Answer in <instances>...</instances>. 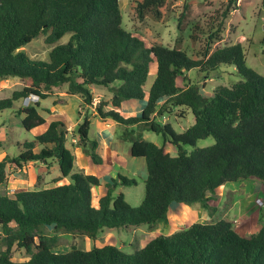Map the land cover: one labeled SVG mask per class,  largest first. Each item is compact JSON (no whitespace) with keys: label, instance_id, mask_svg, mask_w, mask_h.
I'll return each instance as SVG.
<instances>
[{"label":"trees","instance_id":"1","mask_svg":"<svg viewBox=\"0 0 264 264\" xmlns=\"http://www.w3.org/2000/svg\"><path fill=\"white\" fill-rule=\"evenodd\" d=\"M165 1L134 0L131 7L139 19L145 14L158 18ZM121 20L118 0H0V79L30 80L29 85L0 98V112L33 98L16 109L22 127L32 131L46 122L40 102L51 96L53 88L66 85V93L79 95L85 106L92 105L91 86L111 88L110 99L95 106L94 116L123 125L126 138L135 131L128 128H136L129 153L143 158L146 170L138 206H130L122 192L113 194L119 183H136L119 173V183L111 178L93 204L92 190L101 185L100 179L81 169L73 171L74 145H66V126L51 120L41 133L16 143L17 155L0 159V184L8 167L20 170L28 162L50 160L68 182L57 179L48 188L0 194V264H264V224L255 234L242 237L227 218L159 235L133 253L109 244L53 251L59 241L46 233V226L91 240L104 227L145 224L152 231L159 223H167L168 210L176 204L197 203L212 215L216 210L213 194L225 183L255 179L264 186V76L246 65L243 45L212 50L211 45L220 40L217 27L208 36V47L193 58L178 45L148 44L125 31ZM66 34L67 42L51 47L48 61L19 50L39 35L52 45ZM221 65L232 66L241 79L231 86H217L211 96L202 95L194 84H176L183 71L196 68L207 74ZM151 73L154 78L147 86ZM130 100H145L138 116L119 112ZM181 108L189 109L194 121L180 133L170 123L155 120L156 115ZM90 124L91 117L81 115L74 131L76 146L99 165L102 158L96 151L97 139L89 136ZM143 131L160 134L163 145L144 139ZM209 136L214 139L212 145L196 146ZM165 143L175 147L177 154L165 151ZM13 247L23 249L28 259L13 261Z\"/></svg>","mask_w":264,"mask_h":264},{"label":"rangeland","instance_id":"2","mask_svg":"<svg viewBox=\"0 0 264 264\" xmlns=\"http://www.w3.org/2000/svg\"><path fill=\"white\" fill-rule=\"evenodd\" d=\"M134 0H118L122 28L136 36H139L148 44H160L166 47L178 45L180 48L193 58H199L200 54L208 47V36L218 27L221 29L220 40L211 45V49L218 46L240 43L245 49L246 65L257 73L264 76V6L262 0H166L160 10L158 18L152 14H145L142 19L134 15L131 4ZM183 14V15H182ZM225 16V17H224ZM195 25L198 30H195ZM195 30V40L190 37ZM69 35H64L52 45L46 44L44 35H39L31 42L19 48L29 57L35 60L48 61V53L51 47L67 42ZM154 74H149L147 86L152 82ZM241 78L232 66L221 65L216 71L207 74L199 72L193 68L183 71L182 75L176 80L179 87L188 83L198 87L199 92L205 96H211L217 86H231ZM29 79H19L8 77L0 79V98L9 97L14 90H20L23 86L29 85ZM113 86H116L114 84ZM92 91V105L85 106L79 95H69L66 93V85L52 89L51 96L41 100V115L49 121L52 119H64L67 129L66 145H74L77 148V137L75 136V119L87 114L92 117L96 114L95 106L101 101H108L111 97V88L98 85L90 87ZM22 100L15 102L13 108L0 112V159L5 154L11 156L18 154L17 142L31 139L35 133H41L44 128H37L36 131H26L21 125V116L16 109L22 105ZM145 106V100H130L123 104L121 111L123 115L138 116ZM80 112V115L77 112ZM97 120L91 119L89 136L96 138L98 135ZM155 120L161 124L170 123L175 132H182L190 126L194 119L189 109H174L171 113H164L163 116H155ZM112 129L114 146L119 149V156L115 162L116 173L108 172V164L95 165L90 161L87 163L89 174L97 175L102 186L109 183L107 179L117 180V173L128 179H134L135 184L125 186L117 185L114 195L122 192L125 201L132 207L138 206L144 195L145 167L143 158L130 156V141L135 139V135L126 138L123 135L124 126L116 123ZM35 131V132H33ZM131 134V133H130ZM144 139L153 142L157 146L163 145V137L151 131L142 132ZM214 143V139L209 136L197 141V147H206ZM168 150L170 155L177 154L175 147L170 145ZM167 149L166 146H164ZM190 151L191 147H186ZM75 154V153H74ZM83 154V153H82ZM84 155V154H83ZM81 154L75 155L73 171L84 164V157ZM85 156V155H84ZM86 157V156H85ZM87 158V157H86ZM88 159V158H87ZM89 160V159H88ZM84 171V170H83ZM6 180L0 184V194L12 195L20 190H32L48 188L54 185V180L61 179L58 166L54 161L46 163L28 162L20 170L8 167L6 170ZM68 178H62L59 180ZM209 195V193H207ZM216 207L215 212L208 216V212L199 211L191 213H180L172 207L170 210V224L156 225L150 231L145 224L137 226L107 228L100 230L97 238L91 240L87 237L61 234L46 226L45 231L51 236L57 237L59 245L53 251L64 253L72 246L89 250L93 247H100L105 244L113 245L125 253H133L142 248L150 240L159 235H165L174 227L175 231L184 228L190 223L210 222L221 218H227L232 222L234 230L242 237H249L255 234L264 224V186L255 179L225 183L216 189L213 194ZM95 199V198H93ZM93 200V204H95ZM189 206L195 208L197 203ZM184 208V207H183ZM200 208V207H199ZM179 216L178 218L176 216ZM180 219V223L179 222ZM174 231V230H173ZM168 235V234H167ZM13 261H23L28 259V255L23 249L12 248L10 252Z\"/></svg>","mask_w":264,"mask_h":264},{"label":"crops","instance_id":"3","mask_svg":"<svg viewBox=\"0 0 264 264\" xmlns=\"http://www.w3.org/2000/svg\"><path fill=\"white\" fill-rule=\"evenodd\" d=\"M41 103V102H40ZM122 108V107H121ZM121 108L119 109V112L122 114V111H121ZM80 116H78L76 119H75V121H74V123H75V126L74 127H76V125H77V123L80 121ZM92 118H95V119H98L97 120V126H98V135H97V137H96V139H97V141H98V146H97V149H96V151H97V153L100 155V157L102 158V163L101 164H99V166L100 165H104V164H108V172H110L111 174L112 173H116V171H115V162H116V160H117V158H118V156H119V154H118V152H119V149H117L116 148V146H114V138H115V136H114V134H113V131H112V129L113 128H115L116 127V122H114V121H111V120H106V121H102V120H100L99 118H97V117H95V116H92L91 117V119ZM46 120V119H45ZM52 120H60V119H58V118H56V119H52ZM51 120H49V121H47L46 120V122H45V124L44 125H42V126H40L41 128H46V125L50 122ZM60 121H65L64 119H62V120H60ZM66 124V123H65ZM37 128H39V127H37ZM37 128H35L34 130L36 131V129ZM135 130L136 131V128L133 126V127H129L128 128V130ZM35 131H33V132H35ZM135 131H133V133H131V134H129V135H132V136H136V132ZM144 132V131H143ZM35 134H38V133H35ZM142 137H143V135H142ZM144 138V137H143ZM133 140V139H132ZM130 145H131V142H130ZM164 146H166L167 147V149H165V147H164V149H165V151H167V152H169L168 150L170 149V145L168 144V143H165V145ZM130 147V146H129ZM74 153H75V155H77L78 153L79 154H81V155H83L82 154V152H81V149L79 148V147H77L75 150H74ZM83 159H84V164L82 163V165L81 166H84L85 165V167H78V169H81V170H84V172L85 173H90L91 171L89 170V169H87V163L89 162V160L83 155ZM144 163V167H145V162H143ZM145 172H146V170H145ZM145 175H146V173H145ZM95 176H97V175H95ZM99 178V177H98ZM111 178H109V179H107L106 180V182L108 181V180H110ZM68 181H66L65 179H63L62 180V182L61 183H67ZM105 185V184H104ZM104 185L102 186V184L100 185V186H98V187H96V188H93V190H92V196H93V198H95V199H93V200H95L94 202H95V204H96V202H97V200H98V198L100 197V196H102L103 194H104V192H105V187H104ZM172 207H173V209L174 208H176L177 209V212H180V213H183V212H186V213H191V212H196V215H198L199 214V211H203V213H205V211L203 210V209H201V208H199V206H196L194 209L193 208H191V207H189V206H183V205H179V204H176V205H173V206H171L170 208H169V210H168V213H167V223L168 224H170V210L172 209ZM184 207V208H183ZM180 216V215H179ZM178 215L176 216L177 218L179 217ZM178 223H180V219H179V222ZM194 223V222H193ZM160 224H165V223H159L158 224V226L160 225ZM192 223H190V224H188L187 226H185V227H188L189 225H191ZM184 227V228H185ZM169 232L167 233V234H171V233H173L174 231H175V228L172 226V227H170L169 228ZM174 230V231H173ZM167 234H165V235H167Z\"/></svg>","mask_w":264,"mask_h":264},{"label":"built area","instance_id":"4","mask_svg":"<svg viewBox=\"0 0 264 264\" xmlns=\"http://www.w3.org/2000/svg\"><path fill=\"white\" fill-rule=\"evenodd\" d=\"M34 99L33 98H30V97H27V98H24L22 100V103L24 106L28 105L29 103H31Z\"/></svg>","mask_w":264,"mask_h":264}]
</instances>
